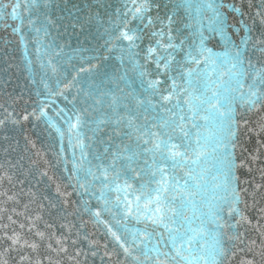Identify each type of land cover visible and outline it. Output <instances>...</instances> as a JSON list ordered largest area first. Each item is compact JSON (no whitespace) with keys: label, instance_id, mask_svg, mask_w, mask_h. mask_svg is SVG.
Segmentation results:
<instances>
[{"label":"snow or ice","instance_id":"6c2138e0","mask_svg":"<svg viewBox=\"0 0 264 264\" xmlns=\"http://www.w3.org/2000/svg\"><path fill=\"white\" fill-rule=\"evenodd\" d=\"M52 6L53 0L0 3V21L9 16L19 21L12 30L20 34L27 51L22 32L25 24L37 37L41 32L47 37L51 28L62 26L53 19ZM202 7L213 13L207 29L200 24L195 33L181 38L179 30L174 28L180 10L200 11ZM223 7L225 5L215 0L204 5L197 0H175L171 14L165 12L162 17L159 14L161 5L154 0H125L122 9L115 10V19L109 16L108 27L103 33L107 39L100 46L106 53L119 50L120 55L116 57L119 68L106 65L105 68L111 67L110 71H97L99 63L81 67L63 88L57 81L56 92L45 82L43 86L50 97L63 96L65 100L68 97L64 90L76 88L70 101L72 107L54 110V116L48 113L52 101L46 100L39 103L38 110L34 108L28 112L25 109L21 120L12 119L11 113L0 120V126L8 119L16 124L30 118L43 120L60 140L57 163H63L68 180L62 191V185L56 183L57 178L49 176L46 169L33 171V167H29L22 173L25 179H16L21 185L18 192L0 193L6 201L16 204L21 203V198H28L23 212L16 213V209H12L26 224L13 220L11 215L7 216L8 224L0 223V230H3L0 255L16 251L19 257L16 264H44L39 259L33 261L26 253H38L46 244L48 250L68 254L71 245L75 253L73 260L80 255L87 259L89 253L78 247L80 240L87 241L89 249H105L101 260L114 258L113 264H226V261L231 264V258L237 255L233 249L255 251L250 245H255L256 241L246 242L238 228L253 223L246 211L249 207L257 209L260 201H264V183L255 185L249 194L247 188L241 187L238 171L247 168L252 172V165L258 164L256 170L264 180V141H260L253 152L243 149L240 141L241 121L244 126L249 123L245 114L264 113V39L253 41L249 35L241 37L240 45L235 44L229 33L234 25L226 22L225 14L220 11ZM86 8L87 15L82 17L78 15L82 12L78 4L64 0L61 8L64 14L58 19H66L72 28L81 30L93 20L102 26L101 12H93L92 5ZM153 8L157 9L155 16ZM256 15L264 24V3ZM255 23L253 20L252 24ZM236 24L252 32V26L243 19ZM217 35L223 52H215L207 46ZM37 51H41L40 47ZM73 51L94 53L82 59H109L99 48ZM62 52L63 48L59 52L53 50L51 55L60 56ZM28 62L31 64L30 60ZM48 63L55 73L56 65L51 59ZM82 73L89 75L87 81L80 80ZM260 131L264 132V116L260 117ZM65 137L73 149L70 161L64 155ZM32 147L35 148V143ZM35 155L39 157L40 153ZM29 159L32 166L37 164L36 160ZM210 172L214 173L211 184ZM45 179L55 183V198H49L39 189ZM26 180L35 181L37 190L29 187L25 191ZM5 181L12 184L14 176L5 172L0 175V186ZM51 186V183L46 184L45 189ZM69 186L71 192L66 190ZM74 194L78 203L71 200ZM248 195L252 198L251 205L245 198ZM29 205L36 206L35 215H25ZM69 206L74 210L69 212ZM257 210L260 219L255 227L261 237L257 254L264 264V231H260L264 228L260 223L264 220V207ZM0 211L6 213L8 210ZM45 213L53 223L44 220ZM85 213L94 223L105 226L115 243L113 250L108 251V243L101 244L89 235L81 236L76 224L67 220L68 216L79 218ZM105 213L115 221L116 227L103 219ZM3 219L0 215V220ZM41 221L44 231L38 226ZM130 221L132 226H129ZM85 223L82 221L81 227ZM17 224L22 231L11 227ZM56 226L65 234L57 236ZM226 230H232V234ZM25 232L30 236L26 237ZM225 239L233 242L230 248L225 247ZM97 254V251L91 252L92 256ZM3 264L8 262L5 260ZM49 264H54L51 257ZM239 264L257 262L255 258L242 259Z\"/></svg>","mask_w":264,"mask_h":264},{"label":"water","instance_id":"95a60500","mask_svg":"<svg viewBox=\"0 0 264 264\" xmlns=\"http://www.w3.org/2000/svg\"><path fill=\"white\" fill-rule=\"evenodd\" d=\"M13 0H0V3L9 4ZM69 4L76 3L78 4L82 12L78 15L85 16L87 15L86 5H92L93 12L99 10L104 21L103 25H98L95 20L90 24H85L83 30L81 28H72L69 25L68 20L58 19L64 13L61 12V8L64 7V0H53V6L51 9L53 19H57L59 25H62L58 29L53 27L50 29V35L47 37L43 36V33H40V36L37 37V34L32 32L27 24H25L22 32L25 37V42L27 45V51H25L24 44L21 43L20 34L14 33L13 28L19 25V21L7 17L4 21H0V120L5 119L9 113L12 114V119L21 120V116L26 109L28 112H31L34 108L38 110V105L41 101L51 100L52 103L48 108L49 115L54 116L55 111H58L60 108H71L72 105L70 101L73 96L76 94V88L72 87L64 90V95L68 97L67 100L63 96H49L48 90L44 88V83L46 82L51 88L52 92L58 91L57 81H60V88H63L64 84L69 83L72 80V77L76 75V70L84 67L87 68L90 64H100V68L97 71H110L111 67L105 68L106 65L114 66L116 68L120 67L119 61L116 59L120 55L119 50H113L111 53H106L104 48L100 46L104 44V40L107 39L104 33V28L108 27V18L112 16L115 19V10L118 8L122 9V5L125 3V0H68ZM175 0H154V3L161 5L159 9L160 16H164L165 12H168L170 15V8L172 3ZM201 5L206 4L209 0H197ZM215 3H222L225 7L221 8L220 11L225 14V20L228 24L234 25V28L229 29V33L232 37V40L235 44L240 45L241 37L252 36V40L264 39L261 37V32L264 31V24H261L260 18L256 15L257 11L260 10L264 0H215ZM59 4L60 8H57L56 5ZM99 5H104V8H100ZM168 5V8L164 6ZM227 5H232L231 8ZM131 6V5H129ZM241 9V11H235L234 9ZM10 12L11 9L9 8ZM22 11V9H21ZM44 9H41L43 12ZM106 12V14H105ZM157 9L153 8L152 15L155 16ZM243 13V15H242ZM213 18V13L211 10L206 7H202L200 11L195 9L191 11L180 10L177 17V23L174 25V28L179 30L181 38L193 34L197 31L200 24H203L205 29H207L209 21ZM243 19L247 25L252 26V32L249 33L245 31L240 25L236 24V21ZM255 20L256 23L252 24V21ZM7 25V27H5ZM188 25L189 27H185ZM39 26V24L37 25ZM99 29V31H98ZM205 31V35H207ZM87 37V38H86ZM39 39L40 43H37ZM51 45V48L47 46ZM208 47L213 48L215 52H223L224 47L220 41L219 36L217 35L214 40L207 43ZM40 47L41 51H37V48ZM63 48V52L60 56L51 55L52 51L57 52ZM76 48H99L100 52L104 55H108L109 59L104 61H97L95 59H82V57H90L94 53L89 52H80L76 53L73 49ZM47 49V51H45ZM251 45H249V50ZM250 54V52H249ZM51 59L52 64L56 65L57 71L54 73L48 61ZM255 60V56L253 57ZM31 61L29 64L28 61ZM127 64V60H125ZM95 78V77H93ZM89 75L82 73L80 76L81 81H87ZM35 81V83H33ZM39 93V95H37ZM79 103V98L77 99ZM55 110V111H54ZM249 120L247 126L243 125L241 121V130H240V141L243 146V149H246L247 152H253L257 147L260 146V141H264V132L260 131V117L264 116V113H247L245 114ZM12 119L6 120L5 124L0 126V165H3V168H0V175H3L5 172L8 175L14 176V181L12 184L4 182L0 186V193L8 191L9 195H12L15 192H18L21 188V185L16 183V179H25L22 173L27 170L29 167H33V171L36 169H46L49 176L56 177V183L62 185L61 190L64 191L63 185L68 184L66 174L63 172V163H57V160L60 158V148L61 143L57 134L49 129L43 120L36 121L30 118L28 121H22L21 123H13ZM63 127V125H62ZM32 143H35V148L32 147ZM64 155L70 161L72 160V151L73 149L68 144L67 137L64 140ZM91 151V150H90ZM238 154L240 149L237 150ZM36 152L40 153V156L35 155ZM245 152V156L247 155ZM76 155L79 157V150H76ZM36 160L37 164L35 166L31 165L30 159ZM44 161H47L46 165ZM12 165H17L16 168H12ZM23 165V168L19 166ZM71 169V164L68 165ZM253 171L248 172L247 168L240 169L238 175H240L241 187L247 188L248 193L250 194L255 185L264 183V180L261 179L259 171L256 169L259 167L258 164H253ZM214 174L210 172L209 174V183L211 184V175ZM245 180L248 181L247 184L243 183ZM51 187L45 189L46 184H50ZM24 190L27 191L29 187H32L33 191L37 190L35 181L26 180L24 184ZM39 189L43 190V194L49 198H55V183L48 181L47 179L43 180L39 184ZM67 191L71 192L72 188L69 186ZM39 194V193H38ZM243 195V194H242ZM248 201V204H252V198L250 195L245 197ZM259 199V197H257ZM72 201H77V197L74 194L71 197ZM28 202L27 197L21 198V203L16 204L13 201H6V198L0 196V209H7L6 213L0 211V215L4 216L3 220H0V223L8 224L7 216L11 215L13 220H17L19 223H27L23 217L18 216L16 213L23 212V204ZM93 206H96L95 201H93ZM243 208V205H241ZM259 207H264V201H260L257 205ZM16 209V213L12 212V209ZM249 207L246 211V215L252 219L253 223L251 225L242 224L239 226L238 231L246 237V242L255 240V245H250L255 249L254 252H240L238 249H233L237 251V255L231 258V264H239V261L242 259H253L255 258L257 264H261V258L257 254L260 250V241L261 237L255 227L257 220L260 219L258 210ZM73 207L69 206L68 211H73ZM36 206L29 205V211L25 215H35ZM56 213L53 212V216ZM103 219L109 220L114 227L115 221L112 220L111 216L107 213L103 215ZM44 220L49 223H53L47 213L44 214ZM67 220L72 221L76 224L77 229H80L81 236L89 235L90 239L99 240L101 244L108 243V251L113 250L116 246L115 243L111 240L110 236L107 233V230L103 224H96L93 222V219L89 214L85 213L81 217L77 218L74 216H68ZM86 222L83 227H81V222ZM233 222V221H230ZM133 222H129V226H132ZM261 224H264V220H260ZM39 228L41 231H44L43 221L39 222ZM139 226V225H138ZM12 228H15L16 231H22L17 225H12ZM212 227L211 225L209 226ZM56 235L60 236L64 233L63 229H60L58 226L54 228ZM75 231V230H74ZM229 235L232 234V230H226ZM264 231V228L260 229ZM11 234V232H9ZM0 235H3V230H0ZM26 237L30 236L25 232ZM76 237L73 236V239ZM232 241L225 239V247H231ZM55 248L56 245L53 244ZM78 247L83 249V251L88 252L87 259L83 255L76 257V260L79 261V264H113L114 258L109 259L105 257L101 260L105 249L102 247L99 249H89L87 241L80 240ZM239 247H244V245H239ZM3 251V246H0V252ZM97 251L96 256H92L91 252ZM29 254L33 261L39 259L44 262V264H49V257L52 261H58L59 264H76V260H73L72 257L75 255L73 248L69 245L68 254L64 253H55L51 250H48L45 245H42L38 253H26ZM19 259L17 252L12 251L7 255H0V264H3V261H7L8 264H16V261ZM227 264V261H226Z\"/></svg>","mask_w":264,"mask_h":264}]
</instances>
